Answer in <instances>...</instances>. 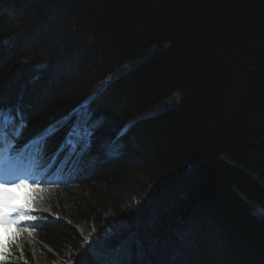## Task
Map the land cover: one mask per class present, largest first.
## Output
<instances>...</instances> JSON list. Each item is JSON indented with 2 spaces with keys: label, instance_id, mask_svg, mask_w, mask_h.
Returning a JSON list of instances; mask_svg holds the SVG:
<instances>
[{
  "label": "trees",
  "instance_id": "16d2710c",
  "mask_svg": "<svg viewBox=\"0 0 264 264\" xmlns=\"http://www.w3.org/2000/svg\"><path fill=\"white\" fill-rule=\"evenodd\" d=\"M82 106L100 126L74 167L34 173L35 146L14 165L32 180L12 193L33 198L22 226L39 227L8 264H264V0H0L16 148ZM67 131L48 139L45 165ZM5 230L7 243L17 228Z\"/></svg>",
  "mask_w": 264,
  "mask_h": 264
},
{
  "label": "snow or ice",
  "instance_id": "6c2138e0",
  "mask_svg": "<svg viewBox=\"0 0 264 264\" xmlns=\"http://www.w3.org/2000/svg\"><path fill=\"white\" fill-rule=\"evenodd\" d=\"M72 116L75 119L72 120ZM72 120L69 124L68 121ZM19 121V123H18ZM65 126L68 127L62 142L58 146L53 159L47 165L44 164L45 149L48 139L61 131ZM100 122L92 118L91 112L86 106H82L80 112H74L63 121H58L56 126H51L38 134L23 148H16V140L19 139L23 130V115L20 111L11 108L4 109L0 107V228H12L15 226L17 231L13 233L7 243L0 239V264H8L11 256L12 245L18 241L23 233L32 235V229L39 227L37 224H24L23 222L35 221L36 217L29 213L34 210L32 197H28L24 204L16 203V198L12 195L17 189L31 187L25 181L28 177H17L9 179V173L14 165L20 161L21 156L31 151L29 167L32 171L44 173L47 177L49 172L55 166L56 174L66 168L74 167L75 162L82 158L91 150L94 136ZM113 151L119 149V145L113 143L111 145ZM61 156L63 159H60ZM60 159V165H56L55 161ZM41 182L58 185L59 181L55 179H34L33 184L39 185ZM38 187L33 191H39ZM23 249L21 248V255Z\"/></svg>",
  "mask_w": 264,
  "mask_h": 264
},
{
  "label": "rangeland",
  "instance_id": "374dc122",
  "mask_svg": "<svg viewBox=\"0 0 264 264\" xmlns=\"http://www.w3.org/2000/svg\"><path fill=\"white\" fill-rule=\"evenodd\" d=\"M158 50H160V47H156L154 50L146 53L141 58H138L137 60H134L132 62H129L128 64L123 65L118 70H116L114 73L110 74L105 80H103L96 87V89L90 95V97L88 99V102H90V100L92 98H96V96H98V94L100 92H102L111 82H113L120 75L127 74V73L131 72L137 66H139L144 60H146V59L150 58L151 56H153L154 54H156V52ZM171 104H172L171 101H166V102L160 104L159 106H157L155 109H151V110L146 111L142 116H145L146 117V116H150L151 114H154L156 112H162L163 110H165L167 108H170L171 107ZM19 177H28V176L24 175V173L22 172V174H20ZM16 178H17V176H15L14 174H12L11 172L9 173V179H16ZM29 181H30V178L27 179L25 182L28 183ZM82 228H83V230L85 232H87V231L89 232L90 230H92L93 226H91L89 224H86V225L82 226ZM3 230H5V228H0V232H2V234H4L3 233ZM95 233H96V227H95Z\"/></svg>",
  "mask_w": 264,
  "mask_h": 264
}]
</instances>
